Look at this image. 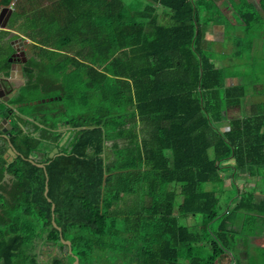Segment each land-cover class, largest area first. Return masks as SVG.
<instances>
[{"label":"trees","instance_id":"obj_1","mask_svg":"<svg viewBox=\"0 0 264 264\" xmlns=\"http://www.w3.org/2000/svg\"><path fill=\"white\" fill-rule=\"evenodd\" d=\"M199 1L100 0L103 18L91 3L76 13L91 25L59 44L74 49L54 66L62 98L14 111L44 88L37 64L25 65L0 138V264H26L41 247L70 254L53 264H97L100 250L139 238L127 251L136 264H264V243H250L264 199L238 185L264 167V15L230 0L236 25L203 0L231 45L219 67ZM9 140L20 153L12 160ZM224 172L231 185L218 189Z\"/></svg>","mask_w":264,"mask_h":264},{"label":"crops","instance_id":"obj_2","mask_svg":"<svg viewBox=\"0 0 264 264\" xmlns=\"http://www.w3.org/2000/svg\"><path fill=\"white\" fill-rule=\"evenodd\" d=\"M0 0V3L4 6L12 5V14L8 21V28L0 27V75H4V72L8 71L5 76H9V69L5 66L4 61H7V57L14 53L16 50L14 45L17 47L24 45V49L26 52V56L29 58V62H35L37 65L36 72L39 75H42L43 71L47 68L53 70L59 64L61 59H65L71 55H74V49H72V53L70 49L61 50L59 44L71 37L75 36L73 29L75 27H86V24L83 25V21H86L85 18H77L76 13H85V11L90 10V2L89 0ZM95 3L99 1L96 9L99 11L100 16L106 17L107 8L106 4L102 9L100 0H94ZM201 4L199 6L203 9L204 17L201 22H204L212 27V31L208 33V38L212 40L211 44V56L213 61L217 66L221 67L223 64L222 58L229 53L231 45H229V50L224 47V30L223 24H219L216 19L215 12H208L205 8L207 6L203 0H200ZM199 1V2H200ZM216 5L221 8L222 15L226 14L231 20L233 24L240 25L242 24L240 21H236V13L232 11L230 0H222L225 1L224 5L221 6L219 1L214 0ZM252 1L264 15V0H250ZM80 5L84 10L80 11L77 9V5L74 6V3ZM203 2V3H202ZM91 8V7H90ZM103 10V12H102ZM161 10L162 14L166 15V12L163 9ZM104 14V15H103ZM168 15V13H167ZM166 15V16H167ZM170 15V14H169ZM208 17V21L206 20V16ZM17 39H22L23 42L17 43ZM14 43V45H13ZM73 44L76 43L74 40L71 42ZM227 46V45H226ZM62 53V54H61ZM8 55V56H7ZM23 67L24 78L21 77L19 72L15 74V77L3 82V90L7 91L16 88L17 86H22L23 81H26L27 84V76L25 71V65ZM218 63V64H217ZM239 78H232V80L236 83H240ZM25 84V85H26ZM24 85V86H25ZM22 86L19 93L21 92ZM16 94L13 98H15ZM7 96V93H6ZM12 98V99H13ZM41 98V97H38ZM11 99V100H12ZM10 100V101H11ZM10 101L6 102L3 99H0V112L3 111L0 115V122L7 118V104ZM29 102V101H28ZM22 103V102H16ZM14 104H9L8 106L15 109ZM21 108V107H20ZM9 123L11 124V118H8ZM12 125V124H11ZM7 129V127H6ZM2 133V130H0ZM0 138H3L0 136ZM42 248V247H41ZM39 248V249H41ZM58 252V250H55ZM41 250H39V253ZM54 252V250H53ZM67 252V251H66ZM55 253V252H54ZM55 255L60 256V254L55 253ZM61 256H65L61 253Z\"/></svg>","mask_w":264,"mask_h":264},{"label":"rangeland","instance_id":"obj_3","mask_svg":"<svg viewBox=\"0 0 264 264\" xmlns=\"http://www.w3.org/2000/svg\"><path fill=\"white\" fill-rule=\"evenodd\" d=\"M124 1L135 2L137 0H124ZM216 1H219V4L223 6L225 1L227 0L225 1L216 0ZM89 2L91 4V3H94L95 1L89 0ZM196 3H197V0H196ZM199 3L201 4V1ZM76 5H77L78 10L80 11L84 10L82 7H79L80 5H78L77 3H74V6ZM160 9H162V7H160ZM91 22H92L91 19H88L87 21H83V25L86 24L87 26H90ZM78 44L79 43H77L76 41L75 48L78 46ZM248 77H252V76L249 75L247 77H242V79L239 80L240 83H242L243 81H247ZM63 80H64V77L62 74L59 73L57 68H54L53 70H51L50 68H47L43 71L42 75L39 76V83H42V86L44 88L43 89H40V87L37 88L36 90L32 92L31 95H29V97L30 98H38V97L49 98V97L58 96L59 84L63 83ZM232 83H236V82L232 80ZM41 98H38V99H41ZM224 175H225V180L217 184L218 189H221V188L227 189L231 185V172H224ZM238 185H240L241 187L246 186V187L255 188L256 200L260 201L261 199H264V167L258 170V176H247V177L245 175L240 176L238 180ZM191 219L192 218H190V220ZM121 240H123L122 237H121ZM141 240L142 239L139 238V239H135V241H130L131 245L130 244L126 245V241L123 240L121 245L123 246L126 245L128 247H125V249L120 250V251L110 249V250H107V252H104L103 250H100V252L103 254V257L97 258V264H136V263L131 262L132 257L127 255V251H128V248L130 249L132 247H137V244ZM115 242L117 243V240ZM250 243L258 244V245H261L262 243H264V228L263 227L261 226L257 227L256 234L250 237ZM39 250H41L40 253H39ZM53 250L55 253L61 255L59 251L57 252L55 251V249ZM54 252L52 251V249H49L48 247H44V248L42 247L41 249H37L36 251L33 252L34 256H32V258L34 259L26 261V264H33L32 263L33 260H36L37 264H53L54 259L58 258V256L55 255ZM62 254L67 255L66 251H64ZM70 260L72 259L69 254L67 255V261H70ZM73 264H75V260Z\"/></svg>","mask_w":264,"mask_h":264},{"label":"water","instance_id":"obj_4","mask_svg":"<svg viewBox=\"0 0 264 264\" xmlns=\"http://www.w3.org/2000/svg\"><path fill=\"white\" fill-rule=\"evenodd\" d=\"M12 14V7L11 5H7L4 6L3 4L0 3V27L2 28H8V21L10 19V16ZM17 41V43H22L23 40L22 39H17L15 40ZM14 45V43H13ZM24 45L22 43V46L17 47L16 45H14V48L16 50L15 53H12L9 55L8 57V61L11 63V68L9 70V76H5L6 73H8V71L4 72V75H0V99H3L4 101L8 102L10 101L16 94L19 93L20 89L22 86H24L26 84V81H23V85L22 86H17L16 88H13L11 90H3V82L7 81L13 77H15V74L17 72H19V74L21 75L22 78H24V73H23V67L24 64L27 63L29 61V58L26 56V52L24 49ZM18 56H23L22 61H20L19 59H17ZM7 93V96H6ZM59 98H62L61 95L59 96H54V97H49V98H41V99H37V100H33V101H29V102H22V103H17L14 104L15 109H18L22 106H26L28 104H38V103H44V102H48L51 100H57ZM10 129L12 127V125L9 123L8 118H4L1 122H0V130H2V133H0V136L3 138H9V136L7 135V129ZM70 125H64L61 126V129H65V128H69ZM9 149L6 153V157L9 158V160H12L14 157H17L20 155V153L15 149L13 143L9 140ZM59 148H54V150L50 153V158L55 157L57 154H59ZM31 162L37 164L38 166L42 167V168H46L45 164H39L37 163L34 159L30 158L29 159ZM49 181V177L47 176V182ZM48 192H49V187L46 186V190H45V195L48 196ZM48 200L50 202H52V199L48 197ZM55 203L52 202V210H55ZM53 223L54 225L59 229V231H61V235H62V228L60 226L57 225L56 221H55V216L53 218ZM63 242L65 244L68 245V249L70 251V253H72V242L71 240H63ZM75 264H79V258L77 256H75Z\"/></svg>","mask_w":264,"mask_h":264},{"label":"flooded vegetation","instance_id":"obj_5","mask_svg":"<svg viewBox=\"0 0 264 264\" xmlns=\"http://www.w3.org/2000/svg\"><path fill=\"white\" fill-rule=\"evenodd\" d=\"M15 52H16V51H15ZM15 52H14V53H15ZM11 54H12V53H11ZM17 59H19L20 61H22L23 56H18Z\"/></svg>","mask_w":264,"mask_h":264},{"label":"built area","instance_id":"obj_6","mask_svg":"<svg viewBox=\"0 0 264 264\" xmlns=\"http://www.w3.org/2000/svg\"><path fill=\"white\" fill-rule=\"evenodd\" d=\"M11 7H12V5H11Z\"/></svg>","mask_w":264,"mask_h":264}]
</instances>
